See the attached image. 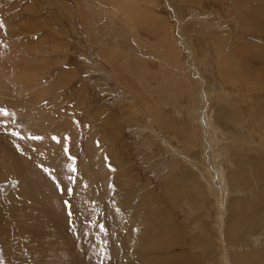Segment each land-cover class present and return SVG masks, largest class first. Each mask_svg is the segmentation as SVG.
<instances>
[{"label": "rangeland", "instance_id": "obj_1", "mask_svg": "<svg viewBox=\"0 0 264 264\" xmlns=\"http://www.w3.org/2000/svg\"><path fill=\"white\" fill-rule=\"evenodd\" d=\"M59 1L61 8L51 0H0V43L5 46L3 48L8 55L3 59L5 68L0 74L10 71L20 80V86L24 85L17 93L6 94L0 91L1 95H8L7 100L4 99L5 105H0L2 113H7L6 119L0 121L4 126L3 133L19 135L21 131L14 126L18 124V127L21 126L30 135L46 136L61 144L64 142L63 151L65 157L69 158V163L65 170L61 167L56 169L59 177L56 176V179L65 187L71 182V186L67 188L70 204L73 200L68 196V190L71 189L72 194L77 188V180L83 177L84 161L93 160L96 167H99L101 159L102 165H107L108 168V165L121 166L115 163L119 159L130 168L128 173L137 178L138 183L134 187L141 186L147 193L148 190L152 191L153 198L156 197L160 202L153 208L158 210V206L161 209L164 206L169 217H166L168 221L163 220L165 227L161 228L156 222L157 216L148 214L139 203L140 193H136L134 198L130 197L131 200L134 199L130 201L125 197L123 189L121 188V192L119 189L123 179L116 175L113 179L112 174L107 176L104 173L100 174L102 179L99 182L95 181V197L87 196L85 201L94 203L82 207L84 211H79L78 217L77 214L70 217L77 227V233L74 235L67 232L69 236L65 232L60 238L55 236L48 240V237L45 242H52L51 246L55 245L56 248L68 249L72 254V260L68 264L73 263L80 255V258L85 257L88 251L97 262H112L119 249L115 245L116 236H122L131 223L133 238L129 242L118 241V247L125 246L124 253L119 254L120 259L122 257L140 263L137 256L144 250L142 244L150 240L149 237L157 229L161 243L165 244L160 252H168L173 246L176 253L172 258L175 261L182 259L179 254L183 252L182 242L177 239L165 243V238L168 235L179 237L186 231L187 243L183 241V244L190 252L195 249V243L203 245V250H200L202 256L199 252L197 255H190L195 262L190 264H208L210 260L205 249L211 248L216 253V256H212V263L233 264L234 260H238V264H264V220L258 221L260 213L264 211V180L256 179L252 186L229 190L226 186L227 175H235V170L233 167L226 170L225 162L222 163L219 157V146L226 148L236 141V147L243 148L242 143H246V140V144L250 143L254 150L249 151L252 156L256 150V142H259L257 147L264 149V137L261 136V128H245L243 131L228 121V108L219 101L224 95L216 68L219 66L227 70L231 65L225 56L216 58L218 52L211 44L220 37L233 46L238 40H249L258 42L264 49V39L252 32L249 18H240L235 13L240 8L245 10L256 5L264 6V0H232L233 6L229 4V0H129L130 8L126 12L122 7L124 0H113L111 3L105 1V8L102 10L107 11V16L103 15L98 20L93 11L99 0ZM115 1L120 3V7L114 11L115 14H111ZM232 12L236 17L231 16ZM251 13L256 15L253 11ZM160 23L165 25V29ZM163 30L170 31L173 40L171 46L179 50V65L164 57L156 48V38L159 31ZM222 46L225 48V45ZM222 46L220 45L221 49ZM246 49L250 50L248 47ZM57 56L63 58L59 60ZM138 60V63H142V68L136 65ZM245 66L246 62L240 63L241 71L237 69V74H247L249 69ZM64 71L69 74L63 76ZM169 75L172 77L169 78ZM58 77L62 82L57 81ZM173 77L179 78L188 92L172 93ZM235 93L231 92V99L236 97ZM15 99L20 101L13 102L16 107H11L9 102ZM244 101L241 109L249 110V101ZM152 103L157 105V113ZM211 107L214 109L213 119L216 111L219 116L214 120L224 133L220 137L221 141H218L210 129L209 123L212 120L207 115ZM29 109L34 115L36 126L30 120L21 123L24 118L20 120V112ZM254 135H259V141L254 139ZM186 136L188 139H184ZM211 149L214 154L210 152ZM73 167L75 171L71 170ZM49 178L51 179L50 176ZM239 179L241 181L245 178L240 175ZM17 185L18 180L15 178L0 180V200L3 201ZM211 188L215 189V193L211 192ZM225 192L229 193L228 198ZM241 193L242 198L238 196ZM81 197L78 193L79 203ZM220 203H224L223 206ZM261 208L262 212L259 210ZM151 216L155 217L152 219ZM239 222H242L240 228ZM244 222L250 223L247 224L248 227L251 225L249 229ZM153 225L159 228H154ZM118 227L121 230L116 232ZM245 231L251 235L247 237ZM262 234L263 238L260 237ZM245 238L249 243L255 242L254 249H232L234 244L244 242ZM41 241L43 242L42 238L35 240L38 246ZM202 241H205V245ZM24 242L23 238H19L16 247ZM74 245L77 251H74ZM18 252L17 258L23 263L16 264H34L31 252L26 247H20ZM75 252L77 253L74 254ZM87 260L92 262L90 257ZM0 264H6L1 238Z\"/></svg>", "mask_w": 264, "mask_h": 264}, {"label": "bare ground", "instance_id": "obj_2", "mask_svg": "<svg viewBox=\"0 0 264 264\" xmlns=\"http://www.w3.org/2000/svg\"><path fill=\"white\" fill-rule=\"evenodd\" d=\"M51 1L56 3L59 6L61 5V2L59 0H51ZM105 1H108V3H111L113 0H99L98 1V4L95 5V7H97V8H95V10L93 11V12H95V16L97 17V20L99 19V17H103V15L107 16V13H106L107 11L102 10L105 8L103 6V4L106 3ZM119 1H121V0H119ZM229 1H230L229 4L231 6H233L234 3H232V0H229ZM86 3L89 4V2H86ZM227 4H225V5L223 4V5L226 6ZM119 7H120V3L118 1L113 2V9L114 10L111 11V14H115L114 11H117L119 9ZM122 7H123V10L126 12V10L130 8V1L124 0L122 3ZM60 8H61V6H60ZM58 9H59V7H58ZM245 10H251V12L253 11L256 15H253L251 12L249 13L248 11H245ZM245 10H242L240 8V9H237L235 13L238 14V17H240V18L242 16L248 17L249 20L252 22V24H251L252 25V29H251L252 32L257 33L258 35H260L264 39V6L256 5L254 8L245 9ZM235 13L232 12L231 16L236 17ZM137 15H138V13H137ZM125 17L128 19L127 14H125ZM119 19H121V18H119ZM92 21L95 22V20H92ZM160 26L162 28H164L165 25L160 23ZM172 42H173V40L171 39L170 31L163 30V31H159L158 38H156L155 45H156L157 50L160 52V54H162L164 57H167L170 60H174L176 62V64L179 65L178 64L179 50L175 46H171ZM236 43L237 44H234L235 46H233L230 43H228V40H226L224 38H220V37L215 39V41L211 43L213 48L218 52L216 54V58L218 59L220 56H225L226 60L231 65L230 66L231 68H229L227 70H223V68L219 67V66H218V68H216V71H217L216 73H217L218 78L220 80L221 87H222V93L224 95L223 96L224 98L219 100V101H222L223 105H226V107L228 108L229 112H228L227 116L228 117L230 116L228 121H230V123L232 125H234L237 129H243V131H245L244 130L245 128L248 130H253L255 128H261L262 129L261 136L264 137V49H263V47L260 46V44H258V42L257 43L253 42V41L251 42L249 40L244 41V42L242 40L241 41L238 40ZM220 45L221 46L225 45L224 46L225 48H223V46H222V49H221ZM3 47H5V46L0 43V72H2V69L5 68L4 64H3L4 57L5 56L8 57V55L6 54V51H4L5 48H3ZM247 47L250 50H247L246 49ZM101 52H102V50H101ZM206 53L207 52H205V54ZM106 56H108V55H106ZM57 58L59 60H61L63 57L59 58L57 56ZM139 61L140 60H138L136 62V65L139 66L140 68H142L143 65H142V63H138ZM244 62H246V66L249 69V70L247 69L248 73L243 74V75H239V74H237V69L240 70L239 65H240V63H244ZM241 67H242V65H241ZM251 67H256V69H253ZM224 71H226V72H224ZM244 71H245V68H244ZM68 74H69L68 71L62 72L63 76H67ZM171 77H172V75H169V78H171ZM19 81L17 78L14 77L13 73H10V71L7 74H5V73L3 75L0 74V91L4 92L6 94L7 93H9V94L17 93L20 90V88L22 89L24 87V85L20 86L21 82H19ZM57 81L62 82V80L59 77L57 78ZM15 85H18V87H16ZM171 85H172V89H171L172 93L177 92V94H179L181 92H188L187 87H186L187 90H185V88L183 87V82L181 80H179V78H177V77L172 78ZM230 90L233 93L236 92L235 98L231 99ZM7 96L8 95L5 96V95L0 94V105H5L4 99H6ZM244 100L249 101V103L247 104L250 106L249 110L246 109V111H244L241 109L242 104L245 102ZM17 101H20V99L19 100L15 99L14 101L9 102L11 107L13 105L16 107V104H14L13 102H17ZM152 104H154V103H152ZM217 104H218V102H217ZM154 105L155 106H153V107L155 108V111L157 113V110H158V108L156 107L157 105L156 104H154ZM236 106H237V109H236ZM220 108H222V106ZM24 111H26V112L24 113ZM30 111L31 110L29 109V111L22 110L20 112L21 113L20 120L22 117L24 118V120H21V123L28 122V120H30L31 123H34V124L36 123L33 120L34 115ZM213 113H214V109H213V107H211L208 111L207 118L211 119L212 122L209 123L208 120H207V122L209 123L210 129H212L213 134L218 138V141H221L220 137L223 136L224 133H223L221 127L218 124H216L217 122L215 123V120H217V116H218L217 111L215 112L216 113V115L214 117L215 120L213 119ZM41 114H43V113H41ZM236 115L239 117H236ZM14 116H17V115H14ZM218 118H219V116H218ZM2 119H6V118H5V115L2 112H0V121L1 122H2ZM10 124L13 125V123H10ZM25 125L28 128V125L26 123H25ZM14 126H16L21 131V132H19V135L14 136V135H10L9 133L4 134L3 133L4 126H3V124H0V180H4L8 177L9 178H15L18 180L17 187L3 201L0 200V238L2 241V246H3V250H4V256H5L6 264L23 263L20 259L17 258V257H19L18 249L20 247L22 248V246L26 247L31 252V254H30L31 255V261L34 262V264H68V262H70L72 260L71 252H69L68 249H65V248H61V247L56 248L55 245H54L55 246V248H54V246H51L53 244L52 242L50 244V243H46L45 241L48 239V237L50 238L48 240H51V238H54L55 236L60 238L63 234H65V232H66V235L68 234L67 232L74 234V235L77 233L76 232L77 227L73 225L70 217L73 214L75 215V214L79 213V211H84V208H82V207H86V206H88V204L94 203L91 201H87V202H85V201L87 200V196L88 197H95V195H94L96 192L95 181L99 182L102 179V176H100V174H104V173H106L107 176L112 174L111 177H113V179L115 178L114 175H116L117 177L120 176L121 179H123V182L120 185L118 184L119 189H120V192H121V188L123 189L122 191H123L125 197L127 199H129L130 201L134 200V199L131 200L130 197L134 198L136 193H140L139 203H141L143 205L144 209H146L148 214L157 216L156 222L159 224V226L161 225V228L165 227V223H163V220H166L167 219L166 217H169V215L165 212L164 206H163V209H161V206L160 207L158 206V210L153 208V206H156V204H160V202H158L156 197L153 198L152 191L148 190V193H147V190L143 191L141 186L134 187V184L138 183L137 178L134 176V174L128 173V172H130V168L126 167L125 163H123L122 161L120 162L119 159H116L115 163H117L121 166L110 167L108 165V168H107V165H106V167L104 166V164L102 165L101 159H100L101 163L98 162L99 167H96V165L94 164L95 161L93 162V160L84 161L83 167H82L83 177H79V179L77 180V182L75 184V188L76 187L77 188L75 189V191L72 194H68V196H71L72 200H73V203L70 204L68 201V198H67V188L69 186H71V182H70L69 186L65 187L63 184H59L57 179H56V176H57L56 169L59 170L60 169L59 167H61L62 170H65L66 167H68V163H69V158L65 157L66 155L63 151L64 150L63 149L64 142H63V144H61V142L57 143L55 141L53 142L52 140H49L48 138H46V136L38 137V136L30 135V133L25 131L21 126L18 127L19 126L18 124H16V125L14 124ZM35 126H36V124H35ZM33 128L36 129V127H33ZM241 137H243V136H241ZM258 138H259V135H254L255 140L257 139V141H259ZM184 139H188V136H186ZM247 141L248 140H246V143H247ZM246 143H242L243 148H237L236 147V141H235V143L229 145L228 147L226 146V148H222L221 146H219V150H220L219 157H220L222 163L225 162V169L228 170L229 168L233 167V169L235 170V175L232 173H229L227 175L228 180L227 179L226 180L228 181L227 184H229V185L226 184V186H228L229 190L235 189L237 187H242V186H246V187H249L250 185L252 186L253 185L252 183L256 179L264 180V149L257 147L258 146L257 143H259V142H256V145H257L256 150L254 153H252V156H250L251 153H249V151H251L252 149L249 145L250 143L249 144H246ZM252 151H254V150H252ZM210 152H212V154H214L213 149H211ZM97 158L99 159V157H97ZM102 159H103V157H102ZM98 168H100L101 170H99ZM203 168H205V167H203ZM97 169H98V172H97ZM209 170H210V168H209ZM218 170H220V169H218ZM210 175L212 176V174H210ZM240 175H243V178H245V179L244 180L242 179L241 181H239ZM49 176L51 177V179L49 178ZM82 181H83V184H82ZM195 184H197V183H195ZM220 185H222V184H220ZM262 185H264V184H262ZM59 186H61L60 187L61 191L59 189ZM164 186H166V185H164ZM187 187H189V186H187ZM223 189L221 191H223ZM247 189H248V191H250L249 188H247ZM214 190L215 189L211 188L212 193L214 192ZM234 191L236 192V190H234ZM197 192H199V191H197ZM262 192H263V190H262ZM78 193H80L82 196L80 199V203L77 201L79 199V198L77 199ZM123 193H122V197H123ZM230 193H233V192H230ZM248 193H250V192H248ZM223 194H224V192H223ZM226 194H227V198H228L229 193L227 192ZM226 194L224 196L225 200H226ZM236 194H238V193H236ZM231 195H229V196H231ZM242 195L243 194L241 193V195H238V196L241 197ZM234 196H237V195H234ZM251 196H252V194H251ZM245 197L247 198V195H245ZM254 197H252V198L254 199ZM246 198H243V199L245 200ZM248 199L249 198H247V201H249ZM66 201L68 202L67 204L65 203ZM217 201H216V203H217ZM259 203L263 204L261 202H259ZM223 204H221V205L223 206ZM217 205H218V203H217ZM202 206H206V205H202ZM192 208L193 207H191V209ZM262 209L263 208L259 209L260 212H262ZM162 210H164V212ZM222 210H223V208H222ZM135 215H137V214H131V216H135ZM155 216H151V218L153 219ZM216 216H218V215H216ZM77 217H78V214H77ZM218 217H220V215ZM228 218H229V216H228ZM216 219L217 218L215 217V220ZM238 219H240V218H238ZM262 220H264V211L262 213H260V215L258 217L259 222H262ZM133 221L134 220H132L131 222L133 223ZM166 221H168V220H166ZM247 221H249V220H247ZM212 222H214V221H212ZM242 222L241 223L239 222V225L241 224L240 226L237 225L239 228L242 226ZM245 222H246V219H245ZM245 222L243 224H245ZM247 224L248 223H246L245 225H247ZM147 225H148V223H147ZM212 225H213V223H212ZM248 225L246 227H248ZM250 226L248 227V229L250 228ZM153 227L159 228V227H156V225L155 226L153 225ZM200 227H201V225H200ZM225 228H226V225H225ZM119 230H121L120 227L116 228V232H118ZM131 230H132V226L130 223L126 232L123 231L122 236H120V235L116 236L115 245L119 249L116 251V254L118 256L117 255L114 256L115 260H112L113 263L107 262V261H106V263H103L101 261L97 262V261L93 260V256L92 255L90 256L91 252L89 253V251H88V252H86L85 257L80 258L82 256V255H80L77 257V259H74L73 263H69V264H97V263L98 264H135V263H137V262L133 261L132 259L126 260V259H122V257H121V259L119 258V254L124 253L125 246L122 248H121V246L118 247V243L122 242V241L129 242V240L132 239L134 236V234ZM156 230L157 229H155L153 231L155 233L151 234V236L149 237L150 240L143 242L142 245H143L144 250L141 254H139L137 256L138 260L140 261V263H137V264H190V263H195L190 258V255H192V254L197 255L196 254L197 252L200 253V250L201 251L203 250L201 248V246H203V245L200 246V245L195 243V249L190 252L189 248H187V246L185 244H183V241L185 243H187L186 234H188V233L186 231L181 233V235L179 237L168 235L165 238V243H169L172 240L175 241L177 239H180V241L182 242L183 252L179 253L182 256V259H180V261H175L172 258V256L175 255V253H176L173 246L170 247L168 252H160V249L163 246H165V244L163 245L161 243L160 236L157 234ZM243 230H246V229H243ZM243 230H241V231H243ZM202 231H204V229ZM246 231H245V235L247 237H248V235H251V234H249V232L247 234ZM260 232H261V230H260ZM239 233H240V231H239ZM257 233L258 232H256V234ZM263 234L260 235V237L262 236V238H263ZM68 235L70 236V234H68ZM192 235H193V233H192ZM82 237H84V235H82ZM188 237H189V235H188ZM197 237H198V235H197ZM204 237H205V235H204ZM16 238H18V239L23 238L25 240V242L21 243V246L19 245V247H16L17 246L16 244H18V243H16L18 240ZM37 238L43 239V242L41 241L39 246L35 242V240ZM63 238L64 237H62V239ZM86 238H88V237H86ZM249 238H250V236H249ZM251 239H252V237H251ZM202 240H205V239H202ZM206 240H207V238H206ZM210 240L212 241L211 238H210ZM217 240L220 241L221 239H217ZM244 240L245 241L241 242V243H237L238 241H236L237 244H234L233 248L232 247L231 248L232 249H235V248L240 249L241 247H243V248H247L249 250L254 249L253 248V246L255 244L254 241H253L254 242V244H253V242L249 243V241H247L246 238ZM86 241H82V242L86 243ZM261 241H262V239H261ZM204 242L205 241H202L203 244H204ZM214 242H215V240H214ZM228 242H230V241L228 240ZM207 243H208V241H207ZM79 245L82 246L81 243ZM45 246L46 247L48 246V248L46 249ZM49 249H51V250L49 251ZM222 249H224V248H222ZM222 249H221V251H222ZM74 251H77V248L75 245H74ZM214 251L215 250H213V248L205 249V252L208 254L207 255L208 260H210V262L208 264H216V263H214V261L212 263V260H211L213 254H214ZM234 252H235V250H234ZM76 253L77 252H75L74 254H76ZM220 253H221L220 255L222 257H224L222 255V252H220ZM228 253L230 254V252H228ZM215 254H214V256H216ZM251 254H252V252H251ZM165 255H167V256H165ZM124 256H125V254H124ZM200 256H202L201 253H200ZM242 256L244 257V254ZM87 257H90L92 262H89L90 260L88 261ZM151 257H155V258H151ZM222 257H220V258H222ZM204 258H202L203 261H204ZM226 258H229V255ZM219 261H221V260H219ZM237 261L234 260V263L236 262L235 264H238ZM56 262H58V263H56ZM232 263H233V261H232ZM221 264H224V263H221Z\"/></svg>", "mask_w": 264, "mask_h": 264}, {"label": "snow or ice", "instance_id": "obj_3", "mask_svg": "<svg viewBox=\"0 0 264 264\" xmlns=\"http://www.w3.org/2000/svg\"><path fill=\"white\" fill-rule=\"evenodd\" d=\"M0 26H2V25H0ZM2 111H3V110H0V112H2ZM3 114H4V115H7L6 112H3ZM13 134H14V135H17L16 133H13ZM53 139H55V137H54ZM71 170H72V171H75L76 169L73 167V168H71ZM68 193L71 194V189L68 190ZM65 203L67 204L68 202L66 201ZM70 214H71V213H70ZM100 228H101L102 231L104 230V229H103V225H101Z\"/></svg>", "mask_w": 264, "mask_h": 264}]
</instances>
